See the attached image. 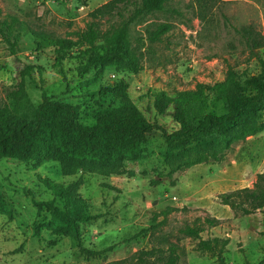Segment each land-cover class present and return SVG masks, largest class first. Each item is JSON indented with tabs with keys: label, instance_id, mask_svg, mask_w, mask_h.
I'll return each instance as SVG.
<instances>
[{
	"label": "rangeland",
	"instance_id": "obj_1",
	"mask_svg": "<svg viewBox=\"0 0 264 264\" xmlns=\"http://www.w3.org/2000/svg\"><path fill=\"white\" fill-rule=\"evenodd\" d=\"M108 1L0 0V18H15L24 25H17L23 38L15 56L9 55L0 40V107L8 105L6 94L19 87L20 72L30 66L34 73L24 87L34 104L45 95L54 103L105 109L114 105L105 88L122 81L145 118L170 134L178 127L167 114L156 113L154 95L174 97L198 85L219 84L229 69L249 76L259 72L238 30L250 26L264 39V0H170L164 11L146 15L130 28L131 46L142 67L136 75L109 69L95 80L93 73L79 75L76 61L56 67L49 48L33 51V34L76 41L92 23L89 13ZM111 24L102 21L97 28L105 32ZM162 26L167 28L159 41L150 42L148 36ZM258 55L264 59V48ZM79 123L91 125L87 120ZM165 151L163 132L148 135L144 158L126 167L133 178L81 173L65 177L57 163L33 170L15 160L1 161L0 193L11 216L0 215V264H138L140 251L166 249L169 244L181 249L179 264H218L216 258L195 251L197 241L180 234L185 225L196 223L202 225V240L229 241L225 264H260L264 258L263 216L236 215L220 205L217 197L251 188L256 175L264 172V131L234 144L220 164L196 166L172 176L164 163ZM79 178L83 179L79 196L98 217L83 226L81 244L48 233L34 237L36 210L27 193L44 201L49 194L40 180L68 185ZM153 180L159 185L151 186ZM167 208L176 211L163 226L151 230L153 215ZM206 219H216L217 226L210 228ZM112 246L113 251L103 256L90 254Z\"/></svg>",
	"mask_w": 264,
	"mask_h": 264
},
{
	"label": "trees",
	"instance_id": "obj_2",
	"mask_svg": "<svg viewBox=\"0 0 264 264\" xmlns=\"http://www.w3.org/2000/svg\"><path fill=\"white\" fill-rule=\"evenodd\" d=\"M56 1L65 3L68 0ZM76 1L84 4L83 0ZM169 1L109 0L89 13L92 23L76 41L33 34L30 35L31 46L35 52L44 48L52 50L56 67L76 61L78 74L93 73L95 80L102 79L109 69L136 75L142 67L131 46L130 28L144 16L164 11ZM102 21L112 22L105 32L97 28ZM17 25L24 26L15 18H0V40L10 56L20 52L23 35ZM166 28L160 27L148 36V40L159 41ZM238 33L250 55L257 60L259 72L249 76L229 69L219 84L198 85L194 91L181 92L174 97L164 93L154 95L156 113L167 114L178 127L170 134L145 118L128 97V86L122 81L105 88L114 101V105L105 109L54 103L45 95L34 104L24 87L26 79H32L34 68L26 66L20 72L19 87L6 94L8 105L0 107V162L15 160L33 170L53 162L59 164L65 177L81 173L104 178L125 175L133 178V173L127 172L126 167L144 158L143 145L148 135L161 131L165 136L164 163L169 176L196 166L222 163L234 144L264 131V122L261 121L264 113V59L258 55V51L264 48V39L258 38L250 26L241 28ZM81 120H87L91 125H82ZM40 184L47 189V200L37 201L33 193H27L36 210L37 220L32 225L34 237L48 233L80 245L83 226L98 219L79 196L83 179L68 185L47 180H40ZM158 185L157 181H151V186ZM217 199L220 205L236 215L248 217L260 213L264 218V172L256 175L251 188L224 193ZM175 211L167 208L154 214L150 229L163 226ZM0 215L11 216L1 193ZM159 218L162 221L156 224ZM205 223L214 228L218 221L206 219ZM202 233V225L197 223L185 225L180 230L181 235L197 241V253L210 255L218 264H225L229 241L220 238L202 240ZM113 249L112 246L90 254L100 257ZM136 257L138 264H179L181 249L169 244L166 249L140 251ZM260 264H264V258Z\"/></svg>",
	"mask_w": 264,
	"mask_h": 264
}]
</instances>
